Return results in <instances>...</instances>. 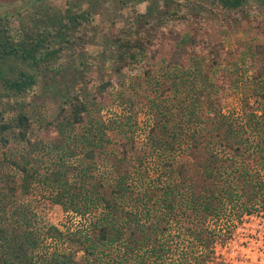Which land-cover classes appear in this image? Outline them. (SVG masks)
I'll use <instances>...</instances> for the list:
<instances>
[{"label": "trees", "instance_id": "1", "mask_svg": "<svg viewBox=\"0 0 264 264\" xmlns=\"http://www.w3.org/2000/svg\"><path fill=\"white\" fill-rule=\"evenodd\" d=\"M71 1L64 12L21 17L17 34L8 18L0 19V148L15 168L6 177L13 211L0 222V264H170L168 252L181 254L195 243L209 250L217 235L207 221H219L228 208L264 211V104L253 111L246 106L240 115L225 114L223 107L245 77L264 100V43L245 55L212 38L218 28L238 23L250 0H112L134 14L122 31L105 38L102 59L117 76L144 69L148 88L159 92L150 99L153 124L144 140L137 137L136 114L103 120L99 111L112 84L90 90L86 73L62 85L54 120L36 115L40 79L60 73L63 52H70L72 66L73 57L99 66L85 61L79 48L90 42L104 0ZM256 1L264 10V0ZM144 2L146 11L135 12ZM160 59L155 69L151 62ZM118 82L128 94L127 80ZM168 93L171 102L161 101ZM95 103L100 108L93 110ZM103 149L107 174L91 162L86 168L72 162L80 155L95 162ZM41 152L58 156L56 168ZM41 199L91 219L62 230L43 221L36 207ZM176 226L174 249L165 237ZM80 253L85 263L76 261ZM200 255L193 262L181 254L174 264H208L209 255Z\"/></svg>", "mask_w": 264, "mask_h": 264}, {"label": "rangeland", "instance_id": "2", "mask_svg": "<svg viewBox=\"0 0 264 264\" xmlns=\"http://www.w3.org/2000/svg\"><path fill=\"white\" fill-rule=\"evenodd\" d=\"M68 1L69 0H0V19L8 18L15 34H17L22 27L21 17L29 21V16L36 11H40L44 18L53 13L60 11L64 12L68 8ZM174 1L182 3L185 0ZM190 1L195 3L206 2L204 0ZM147 5L146 2L138 4L135 7V12L144 13ZM102 6L103 7L96 12L94 18L95 31L94 34L90 36V42L82 46V48H79V50L83 51L85 54V61L97 62L99 66L95 68L88 65L85 66L87 62L85 65H81L82 60L78 57H73L75 65L72 66L69 62V56H71L70 52H63L62 58L57 66L60 73L55 72L50 77H41L40 79V93L33 99V105L37 111L36 115L40 118L44 117L46 120H54L62 104L61 95H59L62 85L67 82L70 86L73 84L75 78L79 79L78 77H82L83 73H86L84 78L90 79V83L88 84V89L90 90L106 82H111L112 84L105 95L107 100L106 104H104L105 107L101 106L99 111L103 120L111 124L116 121V119H123V117L136 114L134 117H136L138 122L137 137L138 139L144 140L153 124L150 99H157L159 97V92L155 90V87L148 88L147 81H149V79L144 77V69L141 68L131 73L128 72L117 76L113 72L112 63L108 60H103L101 57L102 49L105 44H107L105 38H108L110 34L112 35L113 33L122 31L127 22L133 17L134 11L131 7H120L118 2L116 3L112 0H104ZM246 8V13L242 15L238 22L239 24H233L232 27H227L225 29L218 28L217 31H214V36L212 35L215 42L224 40L226 47L231 52L244 49L246 51L245 55H247V52L256 44L264 43V26H259L258 22L261 20L262 16L264 17L262 5L258 4L256 0H250ZM73 9L79 11L78 7ZM82 9L86 10L87 4L82 6ZM25 24L29 25L28 22ZM203 35H205V33H203ZM208 35H210V33H208ZM235 58H237V56ZM161 63L162 60L160 59L152 61L151 65H154L156 69L158 67L161 68L163 65ZM156 72L154 71L152 76L156 77V75H159V72ZM248 78L249 77H245L244 84L241 83L242 86L240 84V86H234L227 94L226 102L223 105L225 114L233 113L234 115H240L243 112V108L246 106L253 111L257 110L256 107H258L259 103L261 106L264 104V100L260 97V94L254 93L257 85L249 80L247 81ZM119 79H126L127 83L130 84L128 94L121 92L122 88L119 85ZM246 82L247 84H245ZM80 87L82 86L77 88ZM120 95L128 97L127 100L122 98L119 100L118 96ZM115 98L117 100H114ZM166 98L168 102H171L170 98H173V96L171 93H168L166 96L160 98V100L162 101ZM95 104L96 106L93 107V110L99 109L100 107H98V104ZM96 113L98 112L94 111L92 115ZM90 126L91 124H89L88 127ZM20 148L22 149V147ZM105 153L103 149V151L97 155L98 157L95 159V162L87 160L82 155L72 160V162H74L75 166L81 165L83 168L90 167L91 162V168L93 170H98L101 174H107L111 166L104 167L102 165L106 162ZM40 157L44 158V161H46L49 167L56 168L54 163L55 160L59 159L57 155L50 157L45 155L44 152H41ZM4 158L5 155L0 148V222H5L6 216L13 211V207L11 208V206L7 204L8 202H6L7 199L5 195L7 193V174L13 173L15 168L9 165ZM75 173L78 172L73 171L72 174ZM153 178L154 176L152 175L151 181ZM149 179L150 178H148V181ZM36 203L38 204V206H36L38 207L37 211L43 221L51 225H56L62 230L68 228L72 230L77 229L82 225H87L85 220L89 223V219H91V217L81 218L72 213H66L60 205L51 204L44 199ZM182 225V227L187 228L189 222L183 221ZM206 225L215 231L217 235L213 246L207 250L198 247L196 243L192 244L195 247L189 245L187 252H180L184 258L189 257L190 261L194 262L195 259H201L202 256L200 254L203 252V255L208 254L210 257L208 264H264L263 210H256L252 215H248L247 212L241 214V211L238 209L233 210L228 208L226 216L219 221L208 220ZM176 228L177 230L174 231ZM179 235V228L176 226L165 237V239L171 242L174 249L177 248L172 242L177 240ZM168 253L170 255V264H174L179 255L181 257V254H177L178 252ZM82 255L84 254L80 253L76 261L85 263Z\"/></svg>", "mask_w": 264, "mask_h": 264}]
</instances>
